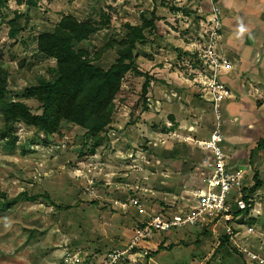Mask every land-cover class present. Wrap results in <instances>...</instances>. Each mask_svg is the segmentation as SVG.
<instances>
[{
    "label": "rangeland",
    "instance_id": "374dc122",
    "mask_svg": "<svg viewBox=\"0 0 264 264\" xmlns=\"http://www.w3.org/2000/svg\"><path fill=\"white\" fill-rule=\"evenodd\" d=\"M31 1L34 6L27 0H8L5 18L0 19V67L7 73V88L13 101L26 88L51 79L55 61L37 52L36 40L39 34L52 32L62 16L71 15L80 21H98L101 12L109 16L110 25L106 29L76 46L89 52L94 66L107 70L117 60V54L115 49L105 50V45L127 34L124 25H140L142 14H154V29L145 31L146 42L138 44L134 51L135 66L143 76L133 72L125 76L114 102L112 124L94 155L84 148V130L69 123H64L53 136L17 125V142L12 149L0 136V193L10 199L21 193L46 195L55 204L52 206L42 198L36 203L19 202L0 212V264H105L109 253L126 249L120 245L124 242L120 228L130 211L135 208L143 211V219L148 221L154 215L174 214L193 205L190 192L200 186L195 171L198 156L189 154L179 139L166 141L164 136L170 131L181 137L188 134L165 111L169 105L165 99H161L164 102L161 111L154 107V69L170 65L167 69L183 76L185 69L189 73V67L194 68L192 46L201 41L200 19L186 7L190 0ZM14 12L22 15L19 22L22 30L12 39L7 21ZM146 76L150 86L144 99L141 91ZM163 91L169 94L164 88ZM19 100L33 114H40V104L35 100ZM181 102V121H189L192 126L197 122L199 128L211 129L213 114L210 116L209 109L206 108L201 121L194 113H187L189 105ZM170 105L174 110L180 107L178 102ZM167 122L171 128H167ZM167 149L173 151V159L178 161L173 166L167 161L171 153ZM187 156L190 159L183 164ZM251 183L244 180L242 185L247 187ZM130 199L138 204L126 213L114 206L115 202ZM252 201L255 210V204H261L262 199ZM263 215L264 209L259 215L252 212L253 218L245 221L243 218L245 226L253 229L245 234L249 242L247 236L234 230L229 245L218 249L220 240L215 242L205 229L197 232L194 228L156 234L148 242L151 244L165 235L172 242L178 241L185 231L192 232L174 245L177 248L163 252L161 262L246 264L248 257L241 251L244 248L264 260V220L256 222V217ZM152 249L146 250L147 257L153 254Z\"/></svg>",
    "mask_w": 264,
    "mask_h": 264
},
{
    "label": "crops",
    "instance_id": "0c3cea01",
    "mask_svg": "<svg viewBox=\"0 0 264 264\" xmlns=\"http://www.w3.org/2000/svg\"><path fill=\"white\" fill-rule=\"evenodd\" d=\"M186 7L194 12L195 17L200 19L199 26H201V23L205 22L214 7L220 9L221 29L218 50L232 65L231 71L220 77L221 82L225 84L232 93V98L223 102L221 105L223 121L222 135L224 138L222 145L224 153L227 155V163L230 170H241L243 172L242 182L244 180H250L252 182L251 185L247 187L243 186L241 182L240 187L243 188V190L253 186L255 175L258 176V179L263 184L253 195L257 201L262 199L261 204H255L257 205L255 210H252L251 206V210L248 213H245V210L239 211L237 209V205L235 204L237 190L234 191L229 198L232 217L234 219L232 224L237 227L236 230L239 231L240 234H243V237L247 236L246 241H248L249 236L245 234H249L246 232H248V229L252 228H247L245 226L243 218L244 221L248 217L249 219L253 218L251 217L252 212L259 215L264 209V147H259L260 143L264 142V0H190ZM167 67H170V65L165 66L164 69H154V74H156L154 76L156 78L154 81V107L158 108L159 111V109L163 107L161 103H164L161 99H165L169 104L168 107L166 106L165 111L171 114L176 122H179V128L183 130L192 126V123L179 119L182 117L180 109L183 108V104L181 101L189 105V107H186L185 111L190 115L194 113L195 116L201 120L202 117L205 116L204 112L209 109L208 111L211 116L210 107L201 99L199 90L192 84V77L187 72L188 70L185 69L184 75L182 76L180 72L167 69ZM163 88L169 91V94H166ZM176 102L180 105L178 110H174V107L171 108L170 105ZM212 124L213 120L210 122V130L203 128V126H201V128L195 126V131L192 135L196 136L198 139L208 138L213 129ZM185 145L186 148L189 149V154L192 155L197 153L198 157L195 161H198V167L203 158V154L194 147L187 144ZM170 152L171 153L168 155L170 159L167 161L169 165L173 166V164L178 161L173 159V151L171 150ZM189 159V156H187V158L185 157L182 160L183 164ZM249 172H251V177H248ZM142 213L143 211L135 208L133 211H130V216L124 217L125 221L123 224L121 223L122 226L120 228V234L124 236V238L121 237L124 241L120 244L121 246L127 247L134 235L135 227L146 222L145 219H143L145 218V213L143 215ZM238 213L240 214L236 215ZM132 218L135 219L134 222H131ZM263 220L264 217H256V222L263 223ZM252 222L254 223V221ZM188 228L197 229V232L201 231V229L197 227L180 228L176 229V231ZM203 229L209 232L215 242L217 240L221 241V239L225 237V225L222 221L210 223ZM219 231L222 233L220 236ZM252 232L253 231H251V233ZM187 233L192 232L185 231L181 239L178 241L173 240V242L169 240V237L166 235L160 240L154 239L155 242L151 244L148 242L145 247L147 249H150V247L151 249L154 248L152 249L153 255L149 258L146 257L145 259H141L136 263H130L125 260L121 264H177V262L173 260H164V262H161L159 258L163 252L167 250L172 251L174 248H177L174 245L189 237ZM240 234H238V236ZM159 246H162L164 250L154 254ZM215 247H217L216 244ZM198 252L201 251L198 250ZM246 264H248L247 261Z\"/></svg>",
    "mask_w": 264,
    "mask_h": 264
},
{
    "label": "trees",
    "instance_id": "16d2710c",
    "mask_svg": "<svg viewBox=\"0 0 264 264\" xmlns=\"http://www.w3.org/2000/svg\"><path fill=\"white\" fill-rule=\"evenodd\" d=\"M28 3L35 5L31 0ZM7 8L8 0H0V19L4 20V10ZM153 17V12L142 14L140 25H124L127 34L118 41H110L105 45V50H116L117 60L109 69L103 70L92 64L93 60L87 50L76 46L106 29L110 25L109 16L101 12L98 21H80L71 15L62 16L52 32L41 33L36 40L37 52L44 58L55 61V67L51 69V79L26 88L17 96L18 100L10 99L7 73L0 67V136L6 141V146L9 149L15 146L17 125L33 128L37 134L53 136L60 132L64 123H69L84 130V148H88L87 151L94 155L104 140L103 134L112 124L114 102L121 91L125 76L129 72L143 76L135 66L134 51L138 44L146 42L145 31L154 29ZM21 19L22 15L14 12L13 18L7 21L10 38H16L22 30L19 25ZM149 86L150 79L146 76L141 91V97L144 99L147 97ZM19 99L38 102L40 114H33ZM169 119L174 122L173 117ZM259 147L263 148L264 142L260 143ZM262 185L255 175L253 186L243 192L255 194ZM42 198L55 206L46 195L29 196L27 193H21L10 199L6 194L0 193V212L11 209L19 202L36 203ZM245 201L247 205L250 204L247 198ZM251 206L250 204V207L246 208L245 213L251 210ZM225 245H229L227 236L221 239L218 249ZM162 250L164 248L159 246L154 254Z\"/></svg>",
    "mask_w": 264,
    "mask_h": 264
},
{
    "label": "built area",
    "instance_id": "2783aa9c",
    "mask_svg": "<svg viewBox=\"0 0 264 264\" xmlns=\"http://www.w3.org/2000/svg\"><path fill=\"white\" fill-rule=\"evenodd\" d=\"M200 42L193 45L195 51L192 59L194 68L189 67L191 82L200 92V97L205 101L213 114L212 131L208 138L198 139L192 135L194 126L199 127L195 122L194 126L187 127L185 131L188 135L181 137L177 132H168L166 141L179 139L191 147H194L203 154L199 166L195 169L198 173L200 186L191 192L193 205L186 210H181L174 214H158L152 216L143 224L137 225L128 246L121 252L112 251L106 256L105 264H121L125 260L136 263L145 259L148 255L146 244L156 234H165L169 231L197 227L203 229L210 223L222 221L225 225L226 235L233 236V231L237 229L233 225L232 209L229 198L237 190L235 204L239 211L246 210L250 204H254V196L243 193L241 182L243 172L241 170L232 171L227 163V155L224 153L222 135V114L221 105L232 98L229 88L221 82L220 77L232 69L231 63L218 50L220 40V9L214 7L212 12L201 23ZM171 123L167 122V128H171ZM165 143V141L163 142ZM257 197V195H256ZM247 198L249 205H247ZM134 199L123 202H115L122 213L128 212L130 207L137 206ZM237 231V230H236ZM249 232L252 229H248ZM248 257V264H264V260L259 255L241 249Z\"/></svg>",
    "mask_w": 264,
    "mask_h": 264
}]
</instances>
